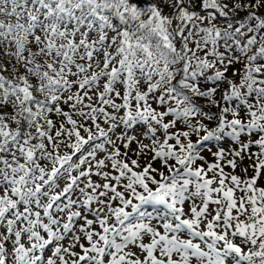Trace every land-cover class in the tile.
I'll use <instances>...</instances> for the list:
<instances>
[{"label":"snow or ice","instance_id":"obj_1","mask_svg":"<svg viewBox=\"0 0 264 264\" xmlns=\"http://www.w3.org/2000/svg\"><path fill=\"white\" fill-rule=\"evenodd\" d=\"M0 264H264V0H0Z\"/></svg>","mask_w":264,"mask_h":264},{"label":"rangeland","instance_id":"obj_2","mask_svg":"<svg viewBox=\"0 0 264 264\" xmlns=\"http://www.w3.org/2000/svg\"><path fill=\"white\" fill-rule=\"evenodd\" d=\"M65 110H67V109H65ZM53 118H54V119H58V118H56V117H53ZM81 134L86 136V134L83 133V132H82ZM96 142H97V143H100L101 141H96ZM145 142H147V141H145ZM87 147H88V146L86 145V146H85V149H86ZM132 147L134 148L135 145H133ZM62 151L70 152V149H63V148H62ZM213 151H215V148H213ZM102 156H103L102 153H98V154H97V158H98V159L101 158ZM73 158L75 159L76 157H73ZM208 159L211 160L212 157L209 156ZM156 166L158 167L159 165L157 164ZM226 170H227V169H226ZM239 172H240V171H239ZM239 172H238V169H237V173H238V174H239ZM94 179H95V177H94Z\"/></svg>","mask_w":264,"mask_h":264},{"label":"trees","instance_id":"obj_3","mask_svg":"<svg viewBox=\"0 0 264 264\" xmlns=\"http://www.w3.org/2000/svg\"><path fill=\"white\" fill-rule=\"evenodd\" d=\"M167 11V10H166ZM237 68L241 67L240 65H236ZM230 74V73H229ZM199 103L201 104H206V102L204 100H200ZM211 111H217V109L212 108ZM193 139H195V137H193ZM239 172V169H238ZM251 174V172H249V175Z\"/></svg>","mask_w":264,"mask_h":264}]
</instances>
